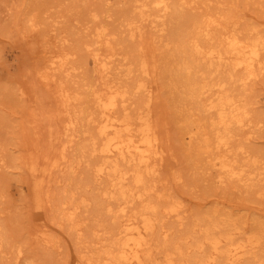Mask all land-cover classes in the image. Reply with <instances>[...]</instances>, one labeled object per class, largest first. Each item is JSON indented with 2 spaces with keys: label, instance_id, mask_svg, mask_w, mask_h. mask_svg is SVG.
<instances>
[{
  "label": "bare ground",
  "instance_id": "obj_1",
  "mask_svg": "<svg viewBox=\"0 0 264 264\" xmlns=\"http://www.w3.org/2000/svg\"><path fill=\"white\" fill-rule=\"evenodd\" d=\"M128 1L132 12H137L133 17L130 11L123 13L128 38L141 35L135 23L144 20L160 33L162 81L174 105L177 124L188 140L186 148L193 168L203 161L204 175L208 177L214 170L211 175L215 183L236 180L245 188L262 187L259 153L233 142L240 131L249 129L250 124L257 125L262 118L251 109L253 99L248 85L264 72V40L258 34L239 36L235 26L228 28L229 21L217 22L212 15L187 10L194 0ZM52 3L44 0L43 6ZM146 8L155 11L144 14ZM38 9L25 16L24 33L19 36L32 38V58L43 60L37 72L46 85L53 86L59 100L57 115L62 118L64 138L58 141V160L51 156L42 162L29 153L21 168L27 176L26 200L36 228L32 234L57 249L60 237L53 235L52 225L57 226L55 229L65 226L71 239L62 262L55 263L53 255H48L45 264H264V220L255 218L245 231L243 223L216 206L190 218L179 198L170 196L169 188L154 181L160 174L158 161L164 148L152 120L151 99L146 98L132 112L126 106L128 92L152 91L151 85L141 79L149 73L147 59L141 54L128 58L131 61L121 68L123 76L137 71L139 78L125 86L117 85L110 79L106 63L115 55L104 39L108 29H95V40H78L72 33L73 40L77 39L73 48L102 44L107 54L101 55L97 49L90 54L95 73L91 70L92 76L77 86L83 95L70 92L66 82L75 70L67 61L70 52L54 51L46 40L48 33L55 32L51 22L56 24L59 14L56 22L55 15L50 16L53 21H47L46 27L42 16L46 8ZM96 17L91 15V20ZM113 31L118 33L117 29ZM38 39L45 41L40 44ZM84 60L81 62L88 63ZM20 94L17 91V96ZM80 134L85 142L77 157L69 160L79 166L84 163L85 169L71 188L52 200L47 189L50 176L66 163L65 153ZM251 135L248 131L243 138L247 140ZM73 167L69 169L71 174ZM257 192L263 194L259 189ZM3 198L0 194V204ZM90 205L93 222L83 229L78 214ZM4 235L0 223V254L12 250V246L5 247ZM21 251L17 247V257Z\"/></svg>",
  "mask_w": 264,
  "mask_h": 264
},
{
  "label": "rangeland",
  "instance_id": "obj_2",
  "mask_svg": "<svg viewBox=\"0 0 264 264\" xmlns=\"http://www.w3.org/2000/svg\"><path fill=\"white\" fill-rule=\"evenodd\" d=\"M46 1L54 3L48 4V7L47 4L43 6L44 0H0V194L4 196L0 204V223L5 228L4 236L7 243L5 247L12 246V250L6 249L0 254L3 255L0 264H45L51 255L55 263H60L65 257V247L71 244L65 226L55 229L57 226L52 225L53 235L60 237L58 243L60 247L57 249L43 244L32 234L36 228L31 222L32 211L26 200L27 176L21 168L22 162L29 153L38 156L42 162L46 161V157L51 156L52 160H58L61 154L59 140L64 138L60 121L62 118L59 119L60 115H57V111L60 110L59 100L52 91L53 86L46 85L38 75L43 60L40 58L33 60L32 38L28 40L19 36V33L22 35L24 33L25 16L38 7L46 8V14L42 15L45 26L48 24L47 21L56 22L57 15H60L56 24L51 22L55 32L48 33L46 40L54 51L61 54L65 51L70 52L67 61L75 67L66 82L70 92H80L83 95V91L77 86L82 80H87L88 75L92 76L96 70L90 54L96 49L101 55L107 54L102 44H94L88 49H85L83 44L73 48L77 39L73 40L72 33L79 37L78 40L80 38L95 40V29L100 27L108 29V35L104 39H107L112 46L110 52L115 55L106 63L109 67V77L117 85L125 86L134 78H139L137 71L129 77L123 76L121 68L131 61H128V58L141 54L147 59L149 73L141 76V79L151 85L152 91L151 93L128 92L126 106L128 111L132 112L146 98L151 99L152 120L156 124V131L164 148L162 161H158V165L161 164L160 167L158 166L160 174L154 181L160 187L162 185L169 188L170 196L179 198L186 210V216L191 218L199 211L216 206L227 210L243 223L245 231L249 230L255 218L264 220V185L263 189L259 186L254 187L263 191V194L258 192L255 194L257 189L245 188L236 180L218 184L211 175L215 173L214 170L209 172L212 176L211 179L210 175L208 176L210 180L204 175L203 161L202 163L200 161L201 166L198 168H193L190 163L191 154H188L186 148L188 140L177 124L173 112L174 105L170 102L168 89L164 85V80L162 81L160 58L158 59L162 54L158 42L160 33L153 24L149 20L136 22L141 35L135 34L134 38L130 39L122 21L123 13L130 11L129 16L133 17L137 12H132L133 7L128 0ZM187 10L197 15H212L217 22L229 21L228 28L232 29L235 26L239 36L258 34L264 40V0H194ZM154 11L146 8L143 13L152 14ZM93 14L97 17L91 20ZM52 15L53 20L50 17ZM114 29H117L118 33H111ZM37 36L38 34L35 36L36 39ZM44 41L45 39H38L37 42L42 44ZM138 45H141L140 50L137 49ZM87 56L88 59L85 58ZM84 59L88 60L87 64L81 62ZM263 82L264 72L248 85L249 95L253 99L251 109L253 113L261 114L260 123L250 124L249 129L240 131L233 144L238 143L245 149L250 148L259 153L264 177ZM17 91H21L22 94L17 96ZM77 128L79 129L80 125H77ZM248 131H251L252 135L246 140L243 137ZM83 139L81 134L74 139L71 148L65 153L67 158L65 157L64 161L67 164L63 163L59 171L52 172L47 187L52 200L59 198L64 189L71 188L76 179L81 177L85 169L84 163L79 166L72 161L77 157L81 144L85 142ZM58 153L59 155H56ZM69 162L73 163L71 167L77 166L73 167L75 170L73 169L72 174L69 171L71 167L68 168ZM173 177L176 180L172 179ZM22 189L23 193H21ZM91 209L90 205L86 211L82 212V209L80 215L78 214V218L84 222L83 229L93 222ZM17 247L22 249L19 257L16 256Z\"/></svg>",
  "mask_w": 264,
  "mask_h": 264
}]
</instances>
